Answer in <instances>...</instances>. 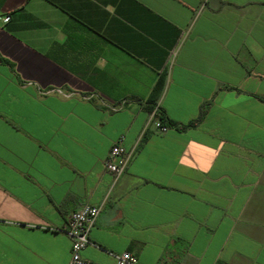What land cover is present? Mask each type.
<instances>
[{"label":"crops","instance_id":"0c3cea01","mask_svg":"<svg viewBox=\"0 0 264 264\" xmlns=\"http://www.w3.org/2000/svg\"><path fill=\"white\" fill-rule=\"evenodd\" d=\"M263 98L264 0H0V264H66L85 203L98 264H264Z\"/></svg>","mask_w":264,"mask_h":264},{"label":"built area","instance_id":"2783aa9c","mask_svg":"<svg viewBox=\"0 0 264 264\" xmlns=\"http://www.w3.org/2000/svg\"><path fill=\"white\" fill-rule=\"evenodd\" d=\"M8 18V16H4L2 20L7 21ZM55 91L63 96L70 95V92H65L60 89H56ZM149 126H152L158 132H165L171 127L162 122L157 105H154L149 111L142 130L129 148L124 145L123 134L117 136L112 142L108 154L104 158L103 165L111 174L113 182L123 173L128 161L135 153L145 130ZM100 208V205L85 203L69 213L64 226V233L70 243L69 256L66 264H98L83 257L82 251L90 243L89 231L100 212ZM112 256L114 258V264H139L137 257L128 250L113 253Z\"/></svg>","mask_w":264,"mask_h":264},{"label":"trees","instance_id":"16d2710c","mask_svg":"<svg viewBox=\"0 0 264 264\" xmlns=\"http://www.w3.org/2000/svg\"><path fill=\"white\" fill-rule=\"evenodd\" d=\"M163 84H164V77H163V74H161L158 77V79L156 80L154 86L152 87L151 96H148V98H147L148 102L153 104L156 101V99L158 98V95H159V93L163 87ZM205 105H206V103L201 104L197 116H195L194 118L189 120L186 124H175V123H173L166 116H164V114L161 110H159V115H160L162 122L169 125V126H175L177 128H184L187 126H195L197 123L200 122V120L203 118V116L205 114V110H206Z\"/></svg>","mask_w":264,"mask_h":264}]
</instances>
